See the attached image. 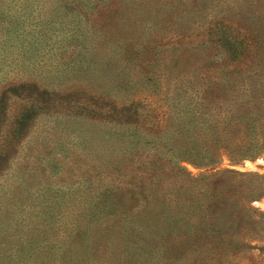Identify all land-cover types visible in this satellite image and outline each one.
Here are the masks:
<instances>
[{"label":"rangeland","instance_id":"obj_1","mask_svg":"<svg viewBox=\"0 0 264 264\" xmlns=\"http://www.w3.org/2000/svg\"><path fill=\"white\" fill-rule=\"evenodd\" d=\"M262 23L264 0H0V264H264V178L258 176L245 183L259 210L246 240L255 249L148 253L127 261L111 244L156 185L146 173L136 176L140 159L107 163V125L87 109L91 95L153 94L179 108L208 92H229L211 104L240 114L248 131L237 135L244 160L224 156L221 169L264 175ZM237 25L261 36L250 42L252 60L243 57V69L232 75L211 68L207 58L227 60L210 43L218 31L235 36ZM20 82L60 92L38 101L35 91L15 87ZM62 98L77 102L66 107ZM31 109V119L18 127ZM184 166L195 177L207 173ZM135 176L146 187L138 205L119 194L134 188L126 183ZM107 188L118 189L109 210L94 211Z\"/></svg>","mask_w":264,"mask_h":264},{"label":"trees","instance_id":"obj_2","mask_svg":"<svg viewBox=\"0 0 264 264\" xmlns=\"http://www.w3.org/2000/svg\"><path fill=\"white\" fill-rule=\"evenodd\" d=\"M248 28L238 25L231 28L235 36L228 34L229 29L218 31L220 36L210 44L228 58L221 62L209 57L207 64L232 75L239 74L243 69L240 67L245 65L242 58L252 60L254 57L250 42L261 36L258 30ZM17 86L22 91H35V99L43 102L49 101V92H60L49 91L35 83L20 82ZM228 93L208 92L205 98L200 96V103L185 101L179 108L171 104L168 97L162 100L153 94L87 97L91 103L87 106L90 115L107 125L103 133L105 153L109 157L107 163L115 166L128 158L140 159L136 176L146 173L152 179L149 181L156 185L146 206L133 207H138L136 215L126 218L116 233L117 241L111 244L118 252H124L127 261L139 262L141 256L148 253L205 254L255 249L246 240L256 231L258 221L253 220L252 215L259 214V210L252 206L256 198L245 183L252 176L264 178V175L221 169L224 156L231 162L244 160L239 156L242 147L237 135L242 128L248 131L240 114L222 111L211 104L214 100H227ZM183 99L188 98L183 96ZM76 102L61 99L66 107ZM33 113L32 109L28 110L19 118L18 127H25ZM146 153L148 159L143 160L142 155ZM117 154L120 158L114 162ZM185 163L207 173L192 176ZM144 180L136 179L133 183L130 180L126 185H134V188L124 187L119 194H129V200L138 205L139 195L147 198ZM135 186L139 192L135 191ZM117 190L107 188L103 199L93 207L94 211H108Z\"/></svg>","mask_w":264,"mask_h":264}]
</instances>
